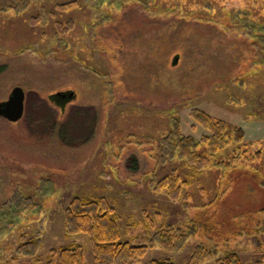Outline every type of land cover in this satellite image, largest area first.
Masks as SVG:
<instances>
[{
  "label": "rangeland",
  "instance_id": "obj_1",
  "mask_svg": "<svg viewBox=\"0 0 264 264\" xmlns=\"http://www.w3.org/2000/svg\"><path fill=\"white\" fill-rule=\"evenodd\" d=\"M180 51L176 68L162 66ZM17 85L23 115L0 116V262L41 264L52 252L56 264L76 243L93 264L90 234L65 229L74 196L104 197L119 239L149 245L132 264H184L199 245L215 246L201 264L228 250L259 258L264 0H31L0 11V101ZM193 110L226 124L219 151L197 146L210 160L198 174L164 139L173 118L182 135H209ZM172 174L184 181L178 197L162 183ZM166 225L192 230L181 248L157 242ZM30 240L39 244L24 254Z\"/></svg>",
  "mask_w": 264,
  "mask_h": 264
},
{
  "label": "trees",
  "instance_id": "obj_2",
  "mask_svg": "<svg viewBox=\"0 0 264 264\" xmlns=\"http://www.w3.org/2000/svg\"><path fill=\"white\" fill-rule=\"evenodd\" d=\"M31 0H0V11L7 12L9 10H21L28 6ZM179 6V5H177ZM174 12H176V7ZM170 10V11H169ZM169 11V12H167ZM173 9H163L160 13H169L167 20H170L173 14ZM182 11V9H181ZM157 13V11H156ZM163 15V16H165ZM41 13L38 14V18ZM162 16V15H161ZM165 18L166 17H162ZM71 21L66 24L57 22L59 30H62L69 26ZM58 33V32H57ZM171 50V49H168ZM170 52V51H169ZM169 52L163 53L168 55ZM162 55L160 57L162 66L166 64L167 69L176 68L182 51L174 52L171 59L167 61V58ZM179 55V57H177ZM167 57V56H166ZM169 66H168V63ZM175 71V69H173ZM61 93V92H60ZM75 94V92H74ZM192 115L195 120L200 123L205 129L210 131L209 135H203L201 139H195L190 135H182L179 132L178 121L176 118L172 119V130L169 135L164 136L165 140L172 139L170 142L173 145L174 152L179 148V155L186 159L188 163H197L192 166L194 173H199V169H202L207 165L210 160L209 157L203 153L197 151V146L200 143H207L208 152L213 154L220 150L224 145V131L226 130V124L222 120H213V118L206 112L201 110H193ZM244 133L240 126H236L233 131V136L237 140L243 137ZM216 164V162L214 163ZM221 164L218 163L217 165ZM184 181L175 175L165 176L162 180L163 186L168 187L169 193L172 197H178L182 184ZM260 184L264 187V178L261 179ZM187 196V194H186ZM30 198V197H27ZM27 198H24L25 200ZM112 207L108 204L104 197L89 198L83 196H74L69 201L65 209V229L68 234L76 232H85L90 234L91 242L93 245V264H132L135 257L145 253L147 244H131L128 241H121L119 239V230L117 219L111 214ZM261 218L257 221V228L259 232L264 231V206L260 208ZM192 230L187 229L182 231L180 228L172 225H166L159 230L155 238L160 245L169 250L179 249L186 241L188 234ZM39 244L38 240H30L22 242L20 251L24 254H30L34 251ZM255 248L260 252V256L255 260L254 264H264V250L261 249L262 243L260 240L254 238ZM213 249H206L202 245L197 246L191 253L190 257L184 264H201L202 260H206L212 256ZM52 251V250H51ZM59 258L56 264H84L83 254L78 244L73 243L68 246H62L59 248ZM56 254L52 252L49 256H46L45 261L41 264H55ZM0 264H10L9 261L0 262ZM147 264H175L170 260H151ZM215 264H244L240 255L233 251L228 250L216 259Z\"/></svg>",
  "mask_w": 264,
  "mask_h": 264
},
{
  "label": "water",
  "instance_id": "obj_3",
  "mask_svg": "<svg viewBox=\"0 0 264 264\" xmlns=\"http://www.w3.org/2000/svg\"><path fill=\"white\" fill-rule=\"evenodd\" d=\"M25 92L19 85L14 86L8 98L0 101V116L8 121H17L24 111Z\"/></svg>",
  "mask_w": 264,
  "mask_h": 264
}]
</instances>
